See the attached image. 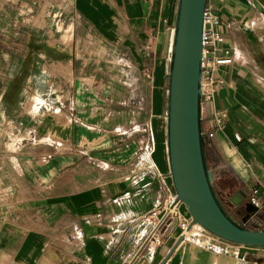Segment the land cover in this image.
<instances>
[{
  "label": "crops",
  "instance_id": "obj_1",
  "mask_svg": "<svg viewBox=\"0 0 264 264\" xmlns=\"http://www.w3.org/2000/svg\"><path fill=\"white\" fill-rule=\"evenodd\" d=\"M178 3L51 0L43 15L42 1L35 13L0 6V264H264V246L199 225L180 241L176 215L161 244L146 242L148 214L175 192L167 103ZM216 6L234 60L202 105L204 157L224 210L264 229V0Z\"/></svg>",
  "mask_w": 264,
  "mask_h": 264
},
{
  "label": "water",
  "instance_id": "obj_2",
  "mask_svg": "<svg viewBox=\"0 0 264 264\" xmlns=\"http://www.w3.org/2000/svg\"><path fill=\"white\" fill-rule=\"evenodd\" d=\"M205 4L206 0H179L178 3L167 103L172 181L178 199L190 214L189 229L199 225L234 243L264 246V229L247 228L224 210L214 192V175L204 157L201 74ZM237 197L242 195L238 193ZM184 238L181 236L180 241Z\"/></svg>",
  "mask_w": 264,
  "mask_h": 264
},
{
  "label": "built area",
  "instance_id": "obj_3",
  "mask_svg": "<svg viewBox=\"0 0 264 264\" xmlns=\"http://www.w3.org/2000/svg\"><path fill=\"white\" fill-rule=\"evenodd\" d=\"M217 1L223 2L225 0H206L204 8L201 74L202 105L211 103L216 92L220 88L226 86L227 78L225 76V67L234 60V58L228 55L229 49L223 46L226 38L220 30L222 19L216 6ZM212 134L213 133H210V135ZM235 137L238 140L240 139L238 134H235ZM257 192L258 190L254 189L249 196V202L255 207L260 206ZM179 203L180 200L174 192L165 199L158 210H153L148 214V216L156 215V222L153 229L146 237V242H150V244H161L162 240L159 230L172 215L177 216V227L180 235L186 237L191 218L186 217L178 210L177 206Z\"/></svg>",
  "mask_w": 264,
  "mask_h": 264
},
{
  "label": "rangeland",
  "instance_id": "obj_4",
  "mask_svg": "<svg viewBox=\"0 0 264 264\" xmlns=\"http://www.w3.org/2000/svg\"><path fill=\"white\" fill-rule=\"evenodd\" d=\"M39 1L44 2L43 4V10L41 11V15L45 14L47 12V7L50 5L51 0H0V6H4L6 3H10V4H22L23 5V10L25 11H32L33 13L39 11V9L37 8V5L39 3ZM26 6V7H24ZM9 9V7L7 8ZM8 12L5 11L4 7L0 10V33H4L3 31H5V29H9V26H7V21L5 18L6 13ZM10 12V11H9ZM235 217H239L236 213H234ZM253 222H256V219H252ZM195 229H193V231L188 234V237H193L194 235V231Z\"/></svg>",
  "mask_w": 264,
  "mask_h": 264
},
{
  "label": "bare ground",
  "instance_id": "obj_5",
  "mask_svg": "<svg viewBox=\"0 0 264 264\" xmlns=\"http://www.w3.org/2000/svg\"><path fill=\"white\" fill-rule=\"evenodd\" d=\"M33 101H34V100H33ZM196 226H197V225H196ZM193 228H195V227H193ZM193 228L189 229V230L186 232V236H187L188 234H190V232H191V230H192Z\"/></svg>",
  "mask_w": 264,
  "mask_h": 264
}]
</instances>
